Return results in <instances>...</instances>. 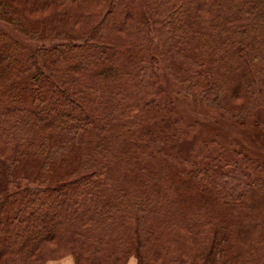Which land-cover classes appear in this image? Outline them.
I'll list each match as a JSON object with an SVG mask.
<instances>
[{
	"label": "trees",
	"instance_id": "16d2710c",
	"mask_svg": "<svg viewBox=\"0 0 264 264\" xmlns=\"http://www.w3.org/2000/svg\"><path fill=\"white\" fill-rule=\"evenodd\" d=\"M144 1L165 26L158 53L194 96L227 110L242 93L255 95L264 81V0ZM91 5L97 23L72 34L71 21L88 15L80 6ZM0 6L6 21L52 43L24 64L17 40L0 29V236L9 240L0 264L38 259L50 242L74 251L78 264H116L135 247L166 264H264V177L249 182L240 164L219 161L198 177L169 163L166 132L139 133L159 115L146 97L156 73L140 4ZM21 178L41 185L18 188ZM175 225L196 231L188 248L171 244ZM111 241L117 248L106 247Z\"/></svg>",
	"mask_w": 264,
	"mask_h": 264
},
{
	"label": "rangeland",
	"instance_id": "374dc122",
	"mask_svg": "<svg viewBox=\"0 0 264 264\" xmlns=\"http://www.w3.org/2000/svg\"><path fill=\"white\" fill-rule=\"evenodd\" d=\"M135 4L141 5L149 21L147 39L152 48L153 68L156 73L153 79L154 86L146 97L154 99V104L159 109L156 118L139 126V133L143 135L147 130L166 132L171 136L164 145L169 163L186 171L195 168L198 177L215 161L227 166L240 164L249 182L255 177H264V81L256 82L253 97L242 93L240 97L233 99L231 102L235 105L231 109L224 110L212 104V106L205 104L199 97L193 95L190 81L179 80L177 65L171 58H161L158 53L164 46L165 26L162 23H154L155 18L149 13L144 0H135ZM98 9L97 5L80 6V10L87 12L88 15L83 14L80 20L71 21L67 28L72 34L79 35L78 33L93 27L97 21L95 22L89 15ZM48 10L44 12L47 13ZM2 14L0 6V29L17 40L19 45L17 57L24 64L27 63L26 56L30 50L36 51L42 46H52L49 41L42 40L39 35H33L25 27L22 28L16 19L11 17V21H6ZM114 34L122 40L130 37L127 32ZM18 184V188L41 185L38 180L24 178L19 179ZM18 188L10 184L8 190L13 192ZM195 233L196 231L191 232L175 225L171 228L170 242L174 247L188 248L193 244L192 241H195ZM7 242H9L7 237L0 236V245H6ZM105 245L117 248L112 241ZM147 251L139 250L137 247L131 250L124 249L116 264H166L165 256L161 254L149 255V258L144 260L143 255H147ZM139 252L142 254L139 255ZM39 254L38 259L30 258L26 264H78L74 251L63 245L56 246L52 242L40 247Z\"/></svg>",
	"mask_w": 264,
	"mask_h": 264
}]
</instances>
